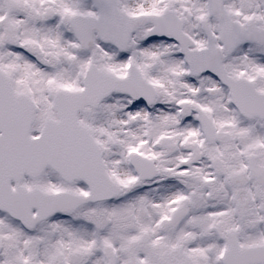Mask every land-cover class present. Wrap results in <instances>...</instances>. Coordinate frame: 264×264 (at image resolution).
Instances as JSON below:
<instances>
[{
	"label": "snow or ice",
	"instance_id": "6c2138e0",
	"mask_svg": "<svg viewBox=\"0 0 264 264\" xmlns=\"http://www.w3.org/2000/svg\"><path fill=\"white\" fill-rule=\"evenodd\" d=\"M0 264H264V0H0Z\"/></svg>",
	"mask_w": 264,
	"mask_h": 264
}]
</instances>
